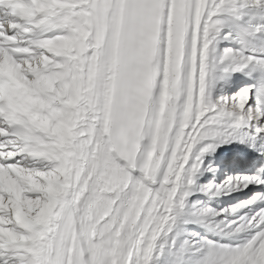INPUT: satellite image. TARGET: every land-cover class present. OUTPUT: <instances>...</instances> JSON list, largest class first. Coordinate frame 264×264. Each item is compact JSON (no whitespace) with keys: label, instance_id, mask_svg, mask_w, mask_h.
<instances>
[{"label":"snow or ice","instance_id":"1","mask_svg":"<svg viewBox=\"0 0 264 264\" xmlns=\"http://www.w3.org/2000/svg\"><path fill=\"white\" fill-rule=\"evenodd\" d=\"M0 264H264V0H0Z\"/></svg>","mask_w":264,"mask_h":264},{"label":"bare ground","instance_id":"2","mask_svg":"<svg viewBox=\"0 0 264 264\" xmlns=\"http://www.w3.org/2000/svg\"><path fill=\"white\" fill-rule=\"evenodd\" d=\"M234 77H235V76H234ZM234 77H233V78H234ZM233 78H232L230 81H232V80H233ZM234 89H235V88H234ZM229 90H230V91H232V89H229ZM214 203H215V202H214Z\"/></svg>","mask_w":264,"mask_h":264}]
</instances>
